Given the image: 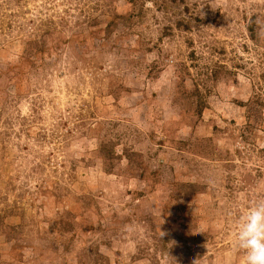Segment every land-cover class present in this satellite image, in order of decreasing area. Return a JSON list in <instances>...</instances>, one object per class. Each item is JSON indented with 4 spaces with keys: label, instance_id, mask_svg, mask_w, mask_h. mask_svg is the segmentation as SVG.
I'll use <instances>...</instances> for the list:
<instances>
[{
    "label": "rangeland",
    "instance_id": "374dc122",
    "mask_svg": "<svg viewBox=\"0 0 264 264\" xmlns=\"http://www.w3.org/2000/svg\"><path fill=\"white\" fill-rule=\"evenodd\" d=\"M264 199V0H0V264H243Z\"/></svg>",
    "mask_w": 264,
    "mask_h": 264
},
{
    "label": "clouds",
    "instance_id": "9594fccd",
    "mask_svg": "<svg viewBox=\"0 0 264 264\" xmlns=\"http://www.w3.org/2000/svg\"><path fill=\"white\" fill-rule=\"evenodd\" d=\"M233 244L243 254V264H264V199L236 217Z\"/></svg>",
    "mask_w": 264,
    "mask_h": 264
}]
</instances>
